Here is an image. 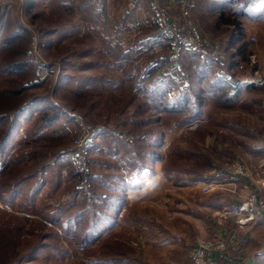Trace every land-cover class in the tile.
I'll return each instance as SVG.
<instances>
[{"label": "rangeland", "instance_id": "1", "mask_svg": "<svg viewBox=\"0 0 264 264\" xmlns=\"http://www.w3.org/2000/svg\"><path fill=\"white\" fill-rule=\"evenodd\" d=\"M181 1L174 15L149 0L156 41L126 51L93 21L95 0L83 29L73 7L0 0V111L41 96L0 150V264H187L191 246L216 238L204 234L220 222L219 201L257 187L264 14H244L243 0ZM153 2L174 20L187 10L204 51L173 48ZM54 109L59 118L34 137V121ZM237 164L250 176L237 177ZM255 255L264 264V248Z\"/></svg>", "mask_w": 264, "mask_h": 264}, {"label": "crops", "instance_id": "2", "mask_svg": "<svg viewBox=\"0 0 264 264\" xmlns=\"http://www.w3.org/2000/svg\"><path fill=\"white\" fill-rule=\"evenodd\" d=\"M39 0H35L37 2ZM48 8L49 4V11L51 10V4L54 6V11H71V7L74 8V12L79 18H81V21L83 24H81V28L83 29L82 25H86L90 20L92 19V15L95 14V8L92 0H43ZM187 1V0H186ZM163 2H166L170 5V9L172 13L175 15L177 12V0H163ZM180 2H182L180 0ZM149 0H105V4L101 11L99 13V17L95 16L94 18H97L95 21L98 27L105 28V31L110 30L113 33L120 34V43L124 47H127L126 51H130L132 44L137 45L138 49L141 48V43L146 41H156V37L151 36L150 32L148 30L153 31V20L152 16L150 14V10L148 7ZM67 8V10H64ZM146 18L150 20L147 22ZM142 21V22H141ZM94 22L90 23V26H93ZM101 24V26H100ZM142 24V25H141ZM66 26H69L66 24ZM86 26H89L87 24ZM129 36V37H128ZM141 37V38H140ZM144 48V47H143ZM249 84L244 85L243 87H247ZM222 92V91H221ZM236 94V95H234ZM245 93L242 91H238L236 93L233 92V97H237L242 99V97L245 99L246 96H244ZM207 106V105H206ZM259 151V150H258ZM256 153V152H255ZM258 153V152H257ZM256 158V156L254 157ZM223 191V190H218ZM209 192V191H208ZM211 192V190H210ZM233 201H219L218 206H227ZM217 207V206H215ZM212 206L213 208H215ZM216 210V209H215ZM230 221V220H229ZM226 222V223H220L215 221L213 224V230L209 231L206 229V237L213 236L214 231L217 230L218 234H222L224 236L226 235H235V232L237 233V237L235 240L230 241L228 250L225 252H219L217 253V256L221 259H239L242 260L245 264H257V256L255 255L257 252H259L262 248H256L260 245H264V240L261 236H258L257 231L258 228L264 227V218L257 221L255 224L252 225V227H256L257 230H254L250 227L240 228L238 224L232 220V222ZM234 227H237L239 231H234ZM251 228V229H249ZM235 229V230H237ZM244 231H243V230ZM241 231V233H240ZM230 234H229V233ZM240 239V241H239ZM242 241V243H241ZM256 256V257H254ZM191 260L188 259L187 264H192L190 262Z\"/></svg>", "mask_w": 264, "mask_h": 264}, {"label": "built area", "instance_id": "3", "mask_svg": "<svg viewBox=\"0 0 264 264\" xmlns=\"http://www.w3.org/2000/svg\"><path fill=\"white\" fill-rule=\"evenodd\" d=\"M95 4L98 11H101L105 0H95ZM151 8L156 14L155 19L160 34L168 39L173 48L185 47L196 52L204 51L209 41L199 34L197 24L187 10L180 20H174L168 7L153 2ZM34 42H37L36 38ZM77 155H79V152H77ZM1 167L0 162V169ZM259 167L261 175L259 180L256 181L257 187L250 190L247 198L243 202L231 203L216 211L220 223L233 220L240 228H243L245 225H253L264 218V158L261 160ZM234 172L239 178L250 176L248 168L243 167L242 164L234 165ZM207 185L206 190L210 188L209 186H212V183ZM244 186L247 187V184L244 183ZM230 241V237L222 234H217L213 240L199 241L189 249L192 264H245L239 259L221 260L217 256V253L228 250Z\"/></svg>", "mask_w": 264, "mask_h": 264}, {"label": "trees", "instance_id": "4", "mask_svg": "<svg viewBox=\"0 0 264 264\" xmlns=\"http://www.w3.org/2000/svg\"><path fill=\"white\" fill-rule=\"evenodd\" d=\"M230 1H236V0H230ZM27 2L29 3L30 7L34 6L35 4V0H27ZM242 5L243 8H245L244 11L249 9V12H244V14H247L253 18L260 17L261 15L264 14V0H243ZM240 31L242 32V28ZM29 55H31L30 48H29ZM26 63L27 61L22 62V64H26ZM223 88L226 90L225 87ZM222 91L224 92L223 89ZM238 91L239 89H235L236 93H238ZM40 97L41 96L38 95L33 96L27 104H22L17 108H15V110L6 109L0 111V125L3 124V126L0 127V150H3L9 144H11V142L14 139L15 136L14 134L16 130H19V127L21 126L19 120L26 116V113L29 111V109L34 106L33 103H36V101ZM44 97L45 99H48L47 96ZM51 103L52 105H54L53 102ZM55 111L57 110L54 109L52 110L51 113L50 111H46V112L44 111L43 112L44 115H42V117L37 121L36 120L34 121V125L32 128L33 131L32 134L34 135V137L39 135L43 127H47L51 125L52 123L55 122V120H57V118H59V116L56 115ZM15 194H16V190H14L13 193L11 192V195H15ZM109 225L111 227L112 225H114V222L113 223L110 222Z\"/></svg>", "mask_w": 264, "mask_h": 264}]
</instances>
